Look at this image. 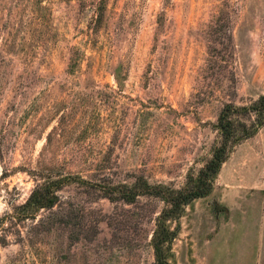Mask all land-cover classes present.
I'll use <instances>...</instances> for the list:
<instances>
[{
    "label": "rangeland",
    "instance_id": "rangeland-1",
    "mask_svg": "<svg viewBox=\"0 0 264 264\" xmlns=\"http://www.w3.org/2000/svg\"><path fill=\"white\" fill-rule=\"evenodd\" d=\"M99 1L0 0V216L47 177L87 182L60 191L38 251L9 235L0 264H153L164 203L102 188L182 187L223 105L264 94V0H103L91 31ZM178 223L170 264H264V127Z\"/></svg>",
    "mask_w": 264,
    "mask_h": 264
},
{
    "label": "trees",
    "instance_id": "trees-1",
    "mask_svg": "<svg viewBox=\"0 0 264 264\" xmlns=\"http://www.w3.org/2000/svg\"><path fill=\"white\" fill-rule=\"evenodd\" d=\"M103 17L104 5L103 0H100L95 9L91 31L99 27ZM213 127L218 140L212 147L210 157L196 172L187 175L182 187L175 189L162 184L151 185L145 179L137 178L131 187L121 184L108 188V191L107 188H102L105 191L104 197L111 202L116 197L126 205H133L139 197L147 196L164 203L165 207L154 220L149 239L153 264H170L168 258L171 244L179 232L178 222L185 208L195 200L209 196L213 183L232 150L264 127V94L247 105H223ZM76 182L87 183L72 176L55 179L47 177L30 191L22 203H12L10 210L0 216V246L8 245L7 237L14 235L17 238L15 242L27 244L31 250L38 251L37 245L41 243L43 236L64 218L63 211H60V191ZM170 223L175 224L172 229ZM10 264L15 262L11 261Z\"/></svg>",
    "mask_w": 264,
    "mask_h": 264
}]
</instances>
